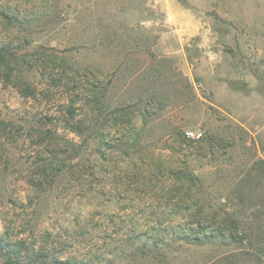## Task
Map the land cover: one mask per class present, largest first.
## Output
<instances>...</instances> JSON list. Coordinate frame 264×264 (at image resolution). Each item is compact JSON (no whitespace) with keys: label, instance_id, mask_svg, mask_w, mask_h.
<instances>
[{"label":"rangeland","instance_id":"1","mask_svg":"<svg viewBox=\"0 0 264 264\" xmlns=\"http://www.w3.org/2000/svg\"><path fill=\"white\" fill-rule=\"evenodd\" d=\"M263 134L264 0H0V264H264Z\"/></svg>","mask_w":264,"mask_h":264},{"label":"trees","instance_id":"2","mask_svg":"<svg viewBox=\"0 0 264 264\" xmlns=\"http://www.w3.org/2000/svg\"><path fill=\"white\" fill-rule=\"evenodd\" d=\"M10 264H24L16 260H10Z\"/></svg>","mask_w":264,"mask_h":264},{"label":"crops","instance_id":"3","mask_svg":"<svg viewBox=\"0 0 264 264\" xmlns=\"http://www.w3.org/2000/svg\"><path fill=\"white\" fill-rule=\"evenodd\" d=\"M262 137L264 138V134L262 135Z\"/></svg>","mask_w":264,"mask_h":264},{"label":"built area","instance_id":"4","mask_svg":"<svg viewBox=\"0 0 264 264\" xmlns=\"http://www.w3.org/2000/svg\"><path fill=\"white\" fill-rule=\"evenodd\" d=\"M200 136H201V133H200Z\"/></svg>","mask_w":264,"mask_h":264}]
</instances>
